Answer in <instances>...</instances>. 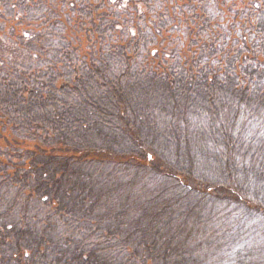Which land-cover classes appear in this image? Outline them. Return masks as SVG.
Wrapping results in <instances>:
<instances>
[{
    "label": "trees",
    "instance_id": "1",
    "mask_svg": "<svg viewBox=\"0 0 264 264\" xmlns=\"http://www.w3.org/2000/svg\"><path fill=\"white\" fill-rule=\"evenodd\" d=\"M0 139V264H264V0H0Z\"/></svg>",
    "mask_w": 264,
    "mask_h": 264
},
{
    "label": "rangeland",
    "instance_id": "2",
    "mask_svg": "<svg viewBox=\"0 0 264 264\" xmlns=\"http://www.w3.org/2000/svg\"><path fill=\"white\" fill-rule=\"evenodd\" d=\"M85 39V38H84ZM83 43H85V40H83ZM4 143V141H2L1 139H0V145L1 144H3Z\"/></svg>",
    "mask_w": 264,
    "mask_h": 264
}]
</instances>
